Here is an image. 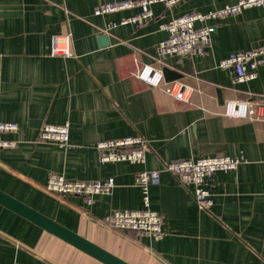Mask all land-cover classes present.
Listing matches in <instances>:
<instances>
[{"label": "crops", "instance_id": "obj_1", "mask_svg": "<svg viewBox=\"0 0 264 264\" xmlns=\"http://www.w3.org/2000/svg\"><path fill=\"white\" fill-rule=\"evenodd\" d=\"M110 0H0V120L18 124L13 147H0V189L50 216L132 264H264V120L221 113L225 99L264 101V65L256 76L233 81L218 66L228 53L264 42V7L208 19L214 26L203 54L164 55L156 43L167 36L169 18L206 11L235 0H179L151 4L140 25L110 21L138 7L94 15ZM105 33L108 43L99 44ZM68 53L52 54L54 44ZM176 71L191 86L188 101L134 75L139 64ZM165 80H169L165 78ZM69 123L67 147L36 141L43 123ZM140 135L143 162H100L95 143ZM207 154L243 155L236 168L218 170L210 182L212 204L198 206L192 185L164 169L170 159ZM141 169H158L149 186V207L163 217L158 240L114 227L115 209L143 207L135 184ZM50 173L67 178L114 177L109 193L88 203L80 195L48 191ZM104 264L0 203V264Z\"/></svg>", "mask_w": 264, "mask_h": 264}, {"label": "built area", "instance_id": "obj_2", "mask_svg": "<svg viewBox=\"0 0 264 264\" xmlns=\"http://www.w3.org/2000/svg\"><path fill=\"white\" fill-rule=\"evenodd\" d=\"M179 0H110L94 5V15L113 12L127 8L138 7L133 14L122 17L119 21H110L102 28L108 32L111 28L122 23L140 25L152 16L151 4L162 2L170 7ZM262 5L264 0H235L206 11L191 10L172 16L162 27L167 36L156 43L157 60L162 56L181 54H203L210 42L214 26L204 21L220 18L227 14L237 13L244 7ZM52 54L68 53L63 45L54 42ZM258 65H264V42L257 45L235 50L222 57L218 66L229 68L233 81L239 82L256 76ZM134 75L143 82L161 87L167 94L176 99L188 101L191 86L179 79L165 80L161 68L150 64L137 65ZM221 113L230 117L250 120H264V101L246 99H225ZM18 129L16 121L0 120V147H13L17 140L3 137V133L15 132ZM69 123H43L36 134V141H52L59 146L67 147L69 140ZM99 152L100 162L127 160L129 162H143L148 148L147 139L140 135H125L101 139L95 143ZM245 161L243 155L231 156L225 154H207L184 158L170 159L164 163V169L174 174L184 185H192L193 197L201 208H208L212 204L210 182L213 174L218 170L234 169ZM135 184L142 193L143 207L138 209H115L109 214L111 224L120 229H132L158 240L164 234L162 214L149 207V186L159 182L158 169H141L134 177ZM114 177L107 176L97 179L67 178L61 173H50L44 183L48 191L61 195H80L90 203L97 193H109L114 186ZM13 264H23L14 261Z\"/></svg>", "mask_w": 264, "mask_h": 264}, {"label": "water", "instance_id": "obj_3", "mask_svg": "<svg viewBox=\"0 0 264 264\" xmlns=\"http://www.w3.org/2000/svg\"><path fill=\"white\" fill-rule=\"evenodd\" d=\"M97 39L99 44L108 43V36L105 33H99ZM162 71L164 77L169 80L179 76L176 71L168 67H164ZM0 203L104 264H132L2 189H0Z\"/></svg>", "mask_w": 264, "mask_h": 264}]
</instances>
